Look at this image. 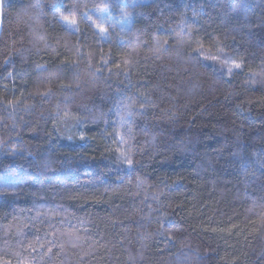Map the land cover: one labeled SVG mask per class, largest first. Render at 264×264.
<instances>
[{"label":"trees","instance_id":"obj_1","mask_svg":"<svg viewBox=\"0 0 264 264\" xmlns=\"http://www.w3.org/2000/svg\"><path fill=\"white\" fill-rule=\"evenodd\" d=\"M0 264H264V0H1Z\"/></svg>","mask_w":264,"mask_h":264},{"label":"snow or ice","instance_id":"obj_2","mask_svg":"<svg viewBox=\"0 0 264 264\" xmlns=\"http://www.w3.org/2000/svg\"><path fill=\"white\" fill-rule=\"evenodd\" d=\"M69 23H71V22H69ZM232 67L239 68L240 67V64L237 63L236 61H232ZM229 71H231V68H229ZM129 164H131V161H129Z\"/></svg>","mask_w":264,"mask_h":264},{"label":"rangeland","instance_id":"obj_3","mask_svg":"<svg viewBox=\"0 0 264 264\" xmlns=\"http://www.w3.org/2000/svg\"><path fill=\"white\" fill-rule=\"evenodd\" d=\"M0 14H1V0H0Z\"/></svg>","mask_w":264,"mask_h":264}]
</instances>
